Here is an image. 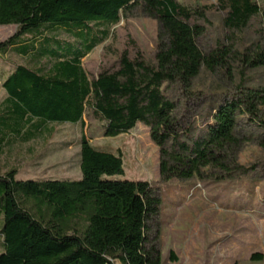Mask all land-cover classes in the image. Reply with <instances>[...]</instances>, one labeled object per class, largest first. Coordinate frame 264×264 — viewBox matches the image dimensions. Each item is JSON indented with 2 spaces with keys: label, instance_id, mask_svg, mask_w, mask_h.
<instances>
[{
  "label": "trees",
  "instance_id": "obj_1",
  "mask_svg": "<svg viewBox=\"0 0 264 264\" xmlns=\"http://www.w3.org/2000/svg\"><path fill=\"white\" fill-rule=\"evenodd\" d=\"M218 2L227 29L242 32L259 19L264 39V11L255 0ZM135 11L158 23L156 64L142 57L132 61L125 52L116 72L90 81L82 60ZM199 22L208 23L205 9L176 0H0V26H17L0 43V54L11 49L53 63L47 72L18 66L3 82L0 147L10 138L28 143L48 124H83L91 105L94 116L106 122L107 138L139 123L149 127L160 149L163 183L202 179L206 169L221 178L248 174L238 154L246 143L264 150V86L238 85L194 140L196 128L177 117L170 92L192 99L203 69L233 74L238 64L241 78L263 69L264 47L257 42L240 51L231 43L205 52L200 42L206 27ZM58 30L75 42L44 36ZM80 170L79 180L22 181L17 169L0 174V264H162L157 239L150 236L162 204L157 190L145 181L108 179L124 176L123 157L97 150L85 137Z\"/></svg>",
  "mask_w": 264,
  "mask_h": 264
},
{
  "label": "rangeland",
  "instance_id": "obj_2",
  "mask_svg": "<svg viewBox=\"0 0 264 264\" xmlns=\"http://www.w3.org/2000/svg\"><path fill=\"white\" fill-rule=\"evenodd\" d=\"M176 1L192 10L205 9L208 23L199 22L206 27L200 42L203 51L231 43L240 51L257 42L264 47L259 19H254L246 30L233 32L224 25L226 13L219 9L218 0ZM255 1L264 11V0ZM16 32L17 26H0V43ZM44 36L65 43L75 42L63 30L45 31ZM157 45V21L135 11L111 28L110 38L82 60V67L93 81L103 72H116L125 52L132 61L142 57L155 65ZM52 64L47 57H24L11 49L0 54V109L7 99L2 83L16 67L27 66L47 72ZM234 69L233 74L203 69L194 81V96L190 100L176 89L170 92L178 102L177 117L196 128L193 140L197 139L213 110L233 95L238 85L264 86V68L248 71L242 78L238 64H234ZM105 126L106 122L97 119L88 105L83 124H48L42 136L28 143L10 138L0 147V174L17 169L18 180L82 179L80 141L85 137L97 150L123 157L124 176L108 179L145 181L157 190L162 204L150 236L157 239L162 264H264L263 149L256 143H246L242 147L238 162L250 170L246 175L221 178L218 171L206 169L202 179H172L163 183L160 149L151 140L149 127L139 123L127 134L107 138ZM255 255L263 259L253 261Z\"/></svg>",
  "mask_w": 264,
  "mask_h": 264
},
{
  "label": "crops",
  "instance_id": "obj_3",
  "mask_svg": "<svg viewBox=\"0 0 264 264\" xmlns=\"http://www.w3.org/2000/svg\"><path fill=\"white\" fill-rule=\"evenodd\" d=\"M4 82V81H3ZM3 84V83H2ZM6 92V91H5ZM8 141V140H7ZM18 175V174H17ZM22 181H26V180H22ZM36 181V180H35Z\"/></svg>",
  "mask_w": 264,
  "mask_h": 264
}]
</instances>
